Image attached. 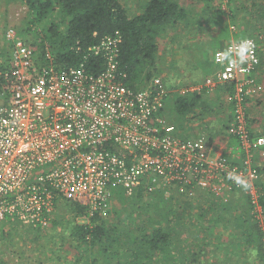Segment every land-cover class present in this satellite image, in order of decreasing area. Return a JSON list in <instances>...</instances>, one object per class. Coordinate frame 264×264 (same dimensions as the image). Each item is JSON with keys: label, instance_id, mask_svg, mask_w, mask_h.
Listing matches in <instances>:
<instances>
[{"label": "built area", "instance_id": "obj_1", "mask_svg": "<svg viewBox=\"0 0 264 264\" xmlns=\"http://www.w3.org/2000/svg\"><path fill=\"white\" fill-rule=\"evenodd\" d=\"M11 55L0 69V230L8 226L46 228L57 201L83 205L89 218L106 216L116 189L131 196L174 186L193 195L207 189L223 200L244 191L253 217L263 219L259 202L264 185L257 157L264 158V134L252 135L248 109L260 92L257 80L259 45L254 37L232 40L211 57L215 75L182 87L181 94L213 90L230 84L226 100L232 106L227 132L238 140L225 152L213 153L204 134L181 138L164 116L169 90L155 75L134 89L119 67L123 41L119 31L87 48L77 65L59 62L11 29ZM249 39L253 57L244 65L217 63V53ZM101 58V70L91 69ZM235 173L250 187L227 178Z\"/></svg>", "mask_w": 264, "mask_h": 264}, {"label": "trees", "instance_id": "obj_2", "mask_svg": "<svg viewBox=\"0 0 264 264\" xmlns=\"http://www.w3.org/2000/svg\"><path fill=\"white\" fill-rule=\"evenodd\" d=\"M23 1L29 7V25L20 30L19 36L28 41L26 37L33 32V23L41 24L42 35L36 31L34 34L38 37L28 42L40 50L46 47L51 48L59 62L69 66L79 64L87 48L100 42L103 36L119 31L123 38L120 47L119 67L127 74L126 83L134 89L145 87L148 81L155 76L154 70L161 38H164L170 29L183 23L192 15V12L200 13L194 10L192 5L185 6L179 0H146L142 11L134 15L130 14L122 0ZM202 1H204L207 11L206 14L204 13V23L214 27L218 25L217 21H219L218 27L225 28L224 33L228 32L223 17L224 10L220 4L221 0L219 3H217L218 0ZM234 3L235 0H229L228 6L233 9ZM261 7L264 17V6ZM55 16L59 19L54 20ZM252 35L254 34L246 30L239 39ZM212 46V42H205L204 50L200 52V57H197V62L202 65L204 74L215 71V67L208 61L210 57L208 51ZM96 60L102 61L101 58H91L94 63L90 64V67L94 70H101L103 62L102 65H98ZM3 67L5 64L0 62V69ZM218 87L224 93L223 95L232 89V85L227 83ZM167 100L163 112H166L167 106H169ZM209 100L206 95L203 96V92L187 94L179 92L177 98L172 101V106L176 114L180 116L178 118L180 121L202 102H204V110L207 111V106L210 105ZM225 101H227L226 98ZM215 102L214 100L212 104ZM227 104V118L224 123L226 131L232 119V106L228 102ZM167 112L169 111L167 110ZM251 122L252 120L249 119L250 126ZM251 133L257 135L253 130ZM258 160L259 156L256 162L262 172L261 163ZM262 181L263 178H261L260 185ZM174 188L176 186L170 189L173 191ZM196 190L199 196H204L198 201L207 206L198 217L205 218L206 214H212L210 226H206L204 222V229H211L215 222L219 221L224 226V230L233 232V236L225 238V241L223 239L225 243L223 247L230 254V258L232 255H258L255 264H264V228L260 226V221L253 219L254 217L250 213L252 204L249 203L248 195L243 190L240 191V194L239 191H232L227 195L230 197L228 201L224 202L223 199L215 197L207 189ZM157 192L158 196L155 198L157 199L156 204L159 205L156 208V215L149 212L150 207L144 215L139 213V218L146 221L144 227L133 228L125 234L120 233L116 224H113L117 222H110L108 217L104 218L103 216L89 218L83 205L77 201L66 199L57 201L54 219L52 218L51 222L54 225L62 223L61 220L64 219V213L67 211L74 212L72 215L75 220L77 217L88 218L89 221L83 223H76L73 219V223L76 224H73L74 229L71 230V234L77 241L83 243V254L76 255L78 257L76 264H180L176 263L177 260L174 256L178 255L175 249H177L179 238L174 237L177 234V228L173 227L172 223L181 224L180 226L187 224L182 219V213L177 211L178 207L173 208V198L176 195H172L173 192H171V195L166 197L163 191ZM237 192L238 197L236 198ZM233 193L236 194L232 195ZM119 194L124 202L135 203L136 199L140 200L144 197V187L140 186L131 196H125V192L120 188L116 189L115 197ZM184 198H189L187 191L177 196V204L186 200ZM240 199L243 200L242 203H238ZM259 202L262 203L264 209V195H261ZM116 209L113 207L112 214L113 212L119 213ZM236 210L239 211V215L235 214ZM222 212L225 214L221 215ZM128 216L130 217V212ZM198 223L202 224V221ZM200 228L203 227L200 226ZM3 229L1 228L0 231ZM27 229H31V227H27ZM34 229L41 230L42 228ZM205 238L208 239V237ZM206 239V247H209L212 241L208 239L209 242H207ZM218 247L221 248V246Z\"/></svg>", "mask_w": 264, "mask_h": 264}, {"label": "rangeland", "instance_id": "obj_3", "mask_svg": "<svg viewBox=\"0 0 264 264\" xmlns=\"http://www.w3.org/2000/svg\"><path fill=\"white\" fill-rule=\"evenodd\" d=\"M145 1L146 0H122L125 6L128 7L131 15L141 12L145 5ZM179 1L185 6L192 5L194 10L200 13L194 14L192 12L191 16L176 28L170 29L167 35L160 40L154 75H158L164 80L169 90V101L167 100L169 106H167V110L171 107L173 113H175L173 115L164 111V116L170 123L175 124L178 129L180 128V124H177L180 116L174 111L172 101L177 98L182 87L196 81L198 83L202 82L204 78L207 77L208 74L204 77L203 67L197 62V57H200V52L204 50V43L209 41L212 42L213 46L209 48L208 51V56L212 57L216 49L225 46L232 40L239 39L244 31L249 30L251 34L253 33L254 35L247 37H254L257 40L260 54L259 59L261 62L258 73L256 74L261 88L257 97L251 100L249 107L250 111L248 109L249 119L252 120L251 126L250 123L249 126L250 130L256 132L257 135L264 134V17L262 16L263 9L261 7L264 6V4H260L262 2L264 3V1L235 0L232 9L228 6L229 0H221V2L218 0L217 3L220 2L221 8L224 10L223 17L225 19V25L228 28V32L225 33L223 32L225 28L221 29L218 27L219 21H217L218 25L214 27H210L204 23V15L207 13L204 1ZM29 16V7L25 1L0 0L1 63H4L11 55L12 42L9 40V31L14 29L19 34L22 28L29 25ZM58 19L59 18L55 16L54 20ZM32 29L33 32L26 37L28 41L38 37L34 32L39 31L40 35L43 33L41 24L33 23ZM202 92L203 96L206 95L210 99V105L207 106V111L204 110V102H202L195 109L186 114L183 125L187 124V127H190L194 132V137L192 138L204 134L210 141V145H215L218 141L223 143V145L232 141L228 151L232 146H238V140L235 137L229 136L228 132L224 129L228 111V104L227 101H225L226 95H223L224 93L220 91L219 87ZM214 100L216 102L212 104ZM258 161L261 163L262 167V172L259 171L261 178H263V184L264 158L259 157ZM262 184L261 186L263 187L264 184ZM177 190L180 193H185L177 188H174L173 191L169 189L168 192L159 189V192L163 191L166 197H169L171 192H173L172 195H176H174L176 198H173V208L178 207L177 211L182 213V219L185 221L182 220V222L187 224L186 226H180L181 224L175 225V223H172L173 227L177 228V234L174 237L179 238L177 249H175L178 255H174L178 261H176V263L255 264L258 255H232V258H230V254L223 247L225 245V239L222 236L225 237L229 234V232L224 230L225 228H222L220 225L217 227V232L221 237L210 236L209 232L204 229V221H206V219L209 220L210 215L206 214L205 218L198 217V215L207 208V206H204V203L202 204L198 201L204 196H199L197 190H195L193 195H190L187 191L189 198H184L186 200L179 202L178 205L177 196L180 193H178ZM155 192L156 193H146L144 190V197L140 200L136 199L134 201L135 203H126L120 198V194L117 197L114 195L111 209L107 215L103 217H108L107 219H109L110 222H117L113 224H116L117 230L123 234L133 228L144 227L146 221L141 220L138 214L142 213V215H144L145 211L150 207L149 212H153V215H156V208L159 204H156L157 199L155 197L158 196V192ZM262 193L264 195V192ZM234 194L236 193L232 195ZM125 196L128 195L125 194ZM227 197L228 199L230 198L229 196ZM235 197H238V192ZM228 199L223 201L227 202ZM242 201L243 200L240 199L238 203H242ZM113 207L117 208L116 210L119 211L118 214L114 212L112 214ZM129 212L130 217L128 216ZM73 213L74 212L70 211L65 212V220L62 219V223L54 225L53 222H51L48 227L42 228L41 230L34 229L33 227H31V229L21 226L5 227L2 230L4 232L0 231V264H76V260H78L76 259L78 258L76 255L83 254V243L77 241L73 237L71 230L74 229L73 224L75 222L83 223L89 220L86 217H77L75 220L73 218L74 215H72ZM250 213H252V209ZM235 214L239 215L240 213L236 210ZM73 219L75 220L74 223ZM200 221H202V224L198 223ZM261 224H264V212ZM200 226L203 228H200ZM204 235L208 236L212 241L209 247H206ZM213 235H216V232H213ZM207 242L209 241L207 240ZM218 246H221V248ZM229 258L230 261H228ZM234 259H238L239 261Z\"/></svg>", "mask_w": 264, "mask_h": 264}, {"label": "clouds", "instance_id": "obj_4", "mask_svg": "<svg viewBox=\"0 0 264 264\" xmlns=\"http://www.w3.org/2000/svg\"><path fill=\"white\" fill-rule=\"evenodd\" d=\"M255 45L252 40L244 39L235 46H230L226 51L217 53V63L223 64L225 61L232 67L244 65L253 57V49ZM227 178L234 181L239 187L247 190L250 185L241 176L235 173H228Z\"/></svg>", "mask_w": 264, "mask_h": 264}, {"label": "crops", "instance_id": "obj_5", "mask_svg": "<svg viewBox=\"0 0 264 264\" xmlns=\"http://www.w3.org/2000/svg\"><path fill=\"white\" fill-rule=\"evenodd\" d=\"M208 61L211 63V65H213L214 67H215V71L211 74V73H209V74H211V75H215V73H216V71L218 70V66L214 63V62H212V59H211V56L209 57V59H208ZM207 75V74H204V77L207 75V77L208 76H210V75ZM206 78V77H205ZM204 78V79H205ZM197 82V81H196ZM196 82H194V83H190L189 85H187V86H191V85H195V83ZM198 83V82H197ZM196 83V84H197ZM200 83V82H199ZM205 91V90H204ZM167 111V110H166ZM168 111H169V113H173V111H172V109H171V107H170V109L168 108ZM171 111V112H170ZM174 115V114H173ZM185 119V118H184ZM184 119H182V120H180L179 122H177V124H180V128L178 129V134L180 135V137L181 138H192V137H194V132L191 130V128L190 127H187L188 125L187 124H184L183 125V121H184ZM230 136V135H229ZM232 143V141H229V143H226V144H224L223 145V143H221L220 141H218L217 142V144L215 143V145L213 144L212 146H213V153H218V152H225V153H227L228 152V149H229V145ZM222 214H225L224 212H222L221 213V215ZM212 216V214L210 213V215H209V220L208 219H206V221H204L205 222V225L207 226H210V223H211V220H210V217ZM234 223V222H233ZM219 225L220 226H222V228H224V226L219 222V221H217V222H215V225L211 228V229H208L207 230V232H209V234H210V236H215V237H221V235L217 232V227H219ZM231 229V228H230ZM204 232H205V230H204ZM213 232H216V235H213ZM231 234V235H230ZM231 236H233V232L231 231V232H229V234H228V236H222L224 239L225 238H230ZM205 237H208V236H205L204 235V238ZM206 239V238H205ZM208 239H209V237H208ZM208 239H206V240H208Z\"/></svg>", "mask_w": 264, "mask_h": 264}]
</instances>
